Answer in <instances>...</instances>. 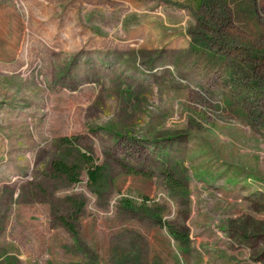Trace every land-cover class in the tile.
Returning a JSON list of instances; mask_svg holds the SVG:
<instances>
[{
	"label": "rangeland",
	"instance_id": "obj_1",
	"mask_svg": "<svg viewBox=\"0 0 264 264\" xmlns=\"http://www.w3.org/2000/svg\"><path fill=\"white\" fill-rule=\"evenodd\" d=\"M0 264H264V0H0Z\"/></svg>",
	"mask_w": 264,
	"mask_h": 264
},
{
	"label": "trees",
	"instance_id": "obj_2",
	"mask_svg": "<svg viewBox=\"0 0 264 264\" xmlns=\"http://www.w3.org/2000/svg\"><path fill=\"white\" fill-rule=\"evenodd\" d=\"M62 141H69L68 138L63 137ZM75 161H69L64 157L63 159H54L51 161V169L56 175H64L69 181L77 182L79 179L81 165L80 162L86 164V174L91 186H96L103 175V166L96 165L92 162V158L86 153L82 152ZM63 225L69 230L70 233L75 235L74 226L69 222L62 220Z\"/></svg>",
	"mask_w": 264,
	"mask_h": 264
}]
</instances>
